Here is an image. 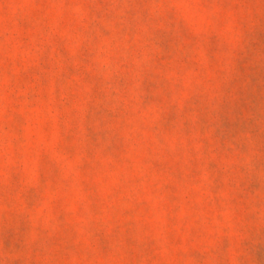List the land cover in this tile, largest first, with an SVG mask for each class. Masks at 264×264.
Here are the masks:
<instances>
[{"label": "rangeland", "instance_id": "rangeland-1", "mask_svg": "<svg viewBox=\"0 0 264 264\" xmlns=\"http://www.w3.org/2000/svg\"><path fill=\"white\" fill-rule=\"evenodd\" d=\"M0 264H264V0H0Z\"/></svg>", "mask_w": 264, "mask_h": 264}]
</instances>
